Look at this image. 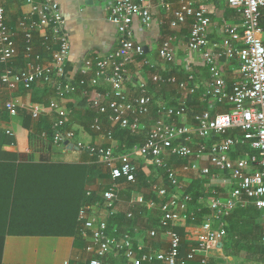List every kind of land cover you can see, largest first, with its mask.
<instances>
[{
    "label": "built area",
    "instance_id": "2783aa9c",
    "mask_svg": "<svg viewBox=\"0 0 264 264\" xmlns=\"http://www.w3.org/2000/svg\"><path fill=\"white\" fill-rule=\"evenodd\" d=\"M24 1L30 10L20 20L18 33L22 35L25 44V67L18 71L7 67L0 77V91H31L38 82L56 85L57 81L59 96L74 92V87L63 86L60 82L66 75L71 46L65 32V21L59 14V3L55 0ZM112 1L109 21L121 35L118 47L108 56L86 60L80 70V85L85 86L82 95L89 99L99 115L91 130L110 142L115 140V127L135 134L145 132L147 135L141 146H135L130 153L120 155L115 153L114 147L77 143L79 149L97 157L98 163L110 171L112 181L110 187L102 193L100 203L81 210L83 237L89 244L86 250L89 264H105L109 261L111 264H217L215 254L219 253L227 237L225 218L236 208L253 205L262 213L264 222V0H182L177 8L169 0ZM154 3L165 9L171 17L168 22L171 32L161 40L159 60L167 65L175 64V41L178 40L175 33L187 27V52L189 55H201L209 79L204 84L200 78L196 81L192 75L188 82L180 81L176 76L165 79L164 74L153 75L155 84L175 87L183 97L176 106L161 105L157 110V119L148 128L145 118L151 115L153 107V97L148 86L143 83L140 95L130 98L125 85L130 78V67L138 59H142L141 68H155L144 60L146 48L135 39L134 28L138 22L141 32L152 30ZM216 3L227 4L236 12L240 23L233 24L222 19ZM213 17L222 21L221 41L210 38L214 26ZM36 33L40 34L45 49L51 54L50 58L36 51ZM52 46L58 47L57 50L52 49ZM20 52L19 41L6 23V11L0 0V64L8 66L15 62ZM226 64L236 68V77L230 86L227 82L229 77L223 68ZM101 86L107 87L105 93H91L90 90ZM200 93L201 101L210 105L209 110L188 107V100H193ZM225 106H230L229 110L219 112V108ZM4 110L11 118L16 117L19 103L14 99L9 100ZM28 111L34 120L51 112L57 113L54 142L58 145L68 143L67 147H70V143L75 141L76 135L67 130L66 113L59 104L53 102L48 108L32 104L28 106ZM191 113L194 114L190 119ZM100 116L107 119L112 130L104 129ZM6 133L14 135L11 130ZM194 140L197 143L193 146ZM238 146H248L258 156L245 152L238 158ZM204 157L210 162L208 168L200 167L198 162H187L176 171L167 162L169 158L199 161ZM135 158L150 161L155 168L164 171L169 185L165 188L155 185L152 191L158 200L139 197L131 201L132 210L121 215L117 208L119 182L137 183L138 165ZM213 171L230 176L233 183L230 196L210 201L212 215L201 223L193 247L183 253L182 238L175 227L186 224L190 219L194 221L195 213L189 211L192 197L180 192V174L196 173L206 177ZM88 196L92 194L88 193ZM138 207L160 211L159 230L150 231L147 239L159 240L155 242L163 245L162 250L151 251L130 229L121 233L118 230L109 232L110 219L122 216L126 221H133V211ZM93 208L95 211L105 210L108 214L98 220L91 215Z\"/></svg>",
    "mask_w": 264,
    "mask_h": 264
},
{
    "label": "crops",
    "instance_id": "0c3cea01",
    "mask_svg": "<svg viewBox=\"0 0 264 264\" xmlns=\"http://www.w3.org/2000/svg\"><path fill=\"white\" fill-rule=\"evenodd\" d=\"M55 1L60 5L59 14L65 21V32L69 37L71 51L67 68L69 77L73 78L80 74V70L86 60L94 57H105L112 53L118 47L121 35L117 31V27L109 21L110 9L113 5L112 0ZM169 1L173 7L177 8L182 0ZM153 7L154 25L152 30L141 32L138 22L135 23L134 28L136 30L135 39L147 49L144 60L150 62V65L155 68L149 66L144 67L146 70H143L144 68L140 67L142 59H138L137 63L130 67V78L125 85L130 98H137L140 95V86L143 83L148 86L153 97L151 115L145 118V124L148 128L157 119V110L161 105L176 106L183 97L180 96L181 93L175 87L155 84L152 80L153 75L168 73L172 70V65H174L173 68L178 67V69L193 72L204 84L209 79V73L203 65L201 55H189L187 52V58L185 57L184 62L179 60V57L177 58L180 53L181 42H185L186 48L188 45L189 34L185 33V29H188L187 27L181 29L182 32L175 33L178 39L175 41V64L167 65L165 63L161 64L162 62H152L151 55L154 54L159 59L158 49L161 40L166 36L168 37L171 32L168 27L170 15L157 3H154ZM29 10L24 0L12 1L8 6V17L12 20L14 27L17 24L16 28H18L20 20L28 14ZM218 11L223 19L224 7L218 9ZM230 21L234 23L239 21V19L234 16ZM210 32V35H214L213 38L215 37L213 40L221 41L223 32L217 23H214ZM184 34L186 36L182 39L180 36ZM15 35L19 41L21 36H19V33H15ZM223 68L231 80L236 77V68L234 66L226 64ZM55 84L57 85L58 82L55 81ZM38 85H42V87H47L48 85L49 87L47 88L50 89V92L46 96L47 100L43 98L47 103L36 105L48 108L53 102L59 104L66 113L67 130L73 131L76 139L73 143H70V147H67L68 143L58 145L54 141L45 139L34 131L25 128L24 118L21 113L29 112L28 106L35 104L33 99H41V92L35 89L31 91L18 90L16 92L0 91V128L3 133L8 130L14 133L13 136H9L6 133L9 138L0 147V215L3 216L1 220L2 228L7 229L3 261L4 264H89V255L86 251L89 244L83 237L84 224L80 219L81 210L88 206L92 208L100 203L83 206L86 197H89L88 193H91L92 196L90 197L93 198V192H98L101 198L102 193L109 188L112 181L106 180V186H104L105 181L103 180H97L92 184L90 183L91 181L88 182L87 170L82 171L81 168H88L96 161L87 151L79 149L77 143L94 147H114L117 154L118 147L123 141L120 138H116L113 142H110L102 135L87 129L91 125L87 110L91 107H88L89 109L84 108L81 103V95L76 93V89L72 93H65L62 97L57 92L58 86L43 82H38ZM54 87L56 88L54 89L55 91L52 90ZM96 90L92 89L91 93L99 92ZM201 94L193 100L200 98L201 101ZM12 99L19 103L18 116L13 118L4 110L6 102ZM194 108L203 110L204 106ZM1 114H7L8 117L3 116L5 118L3 119ZM45 116L54 122L58 119V114L55 112L48 113ZM141 134L144 133L142 132ZM196 143L197 140H194L193 146ZM245 152V150H242L237 157H242ZM117 155H120V153ZM237 157L235 156V158ZM135 162L138 165V169L142 167L141 170L147 179L148 185L146 187L141 186L138 179L136 184L127 183L129 184L127 188L124 185L126 183L120 184L117 208L121 215L132 210L131 201L139 197H145L146 200L157 199L152 191L155 185L162 188L169 185L166 173L162 170L157 173L153 172L150 168L154 166L150 161L135 158ZM167 162L169 167L176 171H179L182 165L187 162L194 164L198 162L200 167L203 168L210 167V162L206 157L199 161L194 159L182 161L176 158H169ZM98 165H101L99 167L104 166L100 163ZM104 168L106 167L104 166ZM82 172H85L84 177H82ZM17 178L20 184L17 183ZM8 180L12 182L10 183ZM179 183L180 192L190 195L192 200V195L198 194L200 197L199 202L207 210L212 199H227L233 187L232 180L227 173L216 171L206 177L196 173H181ZM235 210L229 217L225 218L227 231L228 229L230 232L233 228H239L241 233H246L248 230L257 229V232L261 233V241L258 243L262 244L264 234L262 213L252 205L246 211L238 212L237 216L231 218ZM133 212L135 215L134 220L127 222H132L130 227L134 228V234H137L152 249L151 251L162 250L163 245L155 242L159 240L150 241L147 239L150 231L159 230L160 211L158 209L138 207ZM107 214L108 212L105 210L95 211L93 208L91 211V215L93 217L96 216L98 220H102ZM210 215H212L211 210L208 217ZM140 224L151 229L145 232L143 229H139ZM179 226H186L187 243H196L197 233L201 230V224L192 223L188 225L186 223ZM79 237L86 242L85 250L77 247V239ZM152 244L159 245V249H153ZM247 257L248 255L244 251L238 252L236 256H227L224 244H222L219 253L215 254L214 259L217 264H264L250 261Z\"/></svg>",
    "mask_w": 264,
    "mask_h": 264
},
{
    "label": "trees",
    "instance_id": "16d2710c",
    "mask_svg": "<svg viewBox=\"0 0 264 264\" xmlns=\"http://www.w3.org/2000/svg\"><path fill=\"white\" fill-rule=\"evenodd\" d=\"M13 0H2L3 6L5 8L6 11V23L10 29V31L15 34L18 33V28H16L17 24L13 25L12 20L8 17V6L12 3ZM216 7L217 9H221L222 7H224V19H226L227 21L231 22L230 20H232V17L236 16V12L234 10H232L227 4L225 3H216ZM9 18V19H8ZM213 22L216 24H218L219 27H221V19L217 18V17H213ZM235 23H240L239 21H236ZM262 26L264 28V12H263V19H262ZM166 32V31H165ZM187 33L189 34V31H187ZM19 38V45H20V55L18 57V59L9 64L8 66L2 65L0 64V77L3 74V72L5 71V69L8 67L13 71H18L20 69H22L23 67H25V58H24V54H23V50L25 49V44L22 38V35ZM214 35H210L211 39L213 38ZM217 37V36H216ZM22 40V41H21ZM220 40V39H219ZM34 47L36 49V51H40L42 50L41 54H43V56L45 58H50L51 54H48V51L45 49L44 45H43V40L40 36V34L36 33L35 34V38H34ZM58 47L56 46H52V49L57 50ZM45 51V52H44ZM174 65H172V70H170L168 73L164 74V78H168L170 76H176L180 81H185L188 82L189 77L192 75L195 77L196 81H198V77L196 76V74H194L193 72H188L185 69H178L177 68H173ZM71 76V75H70ZM82 80V76L80 74H77L76 76L69 77L68 75V68L66 67V75L65 78L62 79L60 82L62 83L63 86L66 85H70L71 87H74L78 94L81 95L82 98V104L84 105V108H92V104L89 102V99L86 97H83L82 95V91L85 89V86L82 87L80 85V81ZM228 85H232L233 81L228 78ZM47 87H49L47 85ZM47 87H42V85H38V83H36V85L33 86L32 89L37 90L38 92H41V99H33V102L35 104H40V103H47V94L50 92L49 88ZM54 89H56L55 87L52 88L53 91H55ZM107 89L106 86H101L100 88H98L97 90L100 93H105V90ZM91 91V90H90ZM68 97V96H67ZM43 98H46L43 99ZM195 99V98H194ZM204 106V109L209 110L210 109V105L208 103H204L202 101H200L199 99L196 100H192L189 99L188 100V107L190 109H192L193 107H197V106ZM88 108V109H89ZM89 109L87 110L88 116H89V120L91 121V125H89V127L87 129L91 130V126L95 120L96 117H98L99 115H97V112L95 109ZM230 106H225V107H220L219 108V112L224 113L227 112L229 110ZM213 113H216V111H213ZM23 118H24V125L25 128L34 131L36 134H39L40 136L44 137L45 139H48L50 141H54V136L56 134V128H55V122L52 121L51 119L47 118L46 116H42L40 119L38 120H34L32 118V115L30 112H23L21 113ZM2 118L5 119L3 116H5L6 118L8 117L7 114H1ZM192 116V113H191ZM102 118L103 121V126L104 129L106 131L112 130L110 123L107 122V119L104 118V116H100ZM92 131V130H91ZM113 133H114V138H120V140L123 141L122 144H120V146L118 147L117 150V154H128L132 151V149L135 146H141L145 139H146V135L147 133L143 132L144 134L138 133L135 134L130 130H125V129H121L120 127H115L113 129ZM9 138V136L6 135V133H3V131L0 128V141L2 140V142H0V147L2 145V143L4 141H6ZM124 144V145H123ZM242 150H245L246 152H250L251 154H256L258 156V154L252 150H250V148L248 146H238L237 148V153L236 155H238L240 152H242ZM85 151V150H84ZM89 153V152H88ZM94 158V157H93ZM96 163L91 164L90 166H88V168H81L82 171H86L87 174V179L88 182L91 181L90 183H94L97 180H103L105 181L104 186H106V180H111V175H110V171L106 168H104V166L99 167L101 165H98V159L97 157L94 158ZM142 167H140L137 170V179L138 182H140L141 186H147V179L145 178L143 172H142ZM84 173L82 172V177H84ZM11 176V174H9ZM7 179V176H6ZM9 181V180H8ZM10 183L12 182L11 180L9 181ZM5 183V182H3ZM17 183L20 184V182L18 181L17 178ZM121 185L126 183L124 181L119 182ZM126 185L125 187L127 188L129 186V184H124ZM110 187V186H109ZM103 190V189H102ZM101 190V192H102ZM104 191V190H103ZM98 192H93V198L92 197H86V201L85 203H83L84 205H90V204H95L98 202H101V198L100 195H98ZM193 196V202L190 204L189 206V211L191 213H195V220L192 221L191 219L187 222V224H201L208 216H209V211L210 209H206L203 208V205L199 202V195L195 194L192 195ZM252 205L246 206L244 208L242 207H238L235 212L232 214L231 218L233 216H237L238 212L241 211H246L249 207H251ZM3 216L0 215V264H4L3 261V257H4V251H5V238L7 235V229H5L4 227L2 228L1 226V220H2ZM132 222H127L126 220H124V218H122V216H118L114 219H110L108 221V225H109V232H113L114 230H118L119 233L126 231V229H130L131 231H134V228H129L131 226ZM185 228L186 226H177L175 227V231L178 232V234L181 236L182 238V242H183V249L182 252H186L188 249L193 247V244H188L186 241V233H185ZM241 235H243V237H241ZM261 233H259V231L257 232V229H252V230H248V232L246 233H241L239 228H233L231 229V231L229 232V229L227 231V237L224 241V248L226 251L227 256H236L238 252L240 251H244L248 257L247 259L250 261H254V262H261L264 263V245L261 243H258L261 241V237H260ZM78 243H77V247L85 250L86 248V242L79 237L78 239ZM153 245V249H159V245ZM89 258V257H88ZM109 262L105 263V264H109ZM82 264H87V263H82ZM111 264V263H110Z\"/></svg>",
    "mask_w": 264,
    "mask_h": 264
},
{
    "label": "rangeland",
    "instance_id": "374dc122",
    "mask_svg": "<svg viewBox=\"0 0 264 264\" xmlns=\"http://www.w3.org/2000/svg\"><path fill=\"white\" fill-rule=\"evenodd\" d=\"M235 23V22H234ZM233 23V24H234ZM235 24H238V23H235ZM187 31H189L188 29H185V33L186 34H188L187 33ZM180 32H182V31H180ZM170 34V33H169ZM180 36V35H179ZM185 34L184 35H182V36H180L182 39H184L185 38ZM178 45V44H177ZM180 47L181 48H179V50H180V53L177 55V58L179 59V60H183V62L185 61V57H186V55H187V48L185 47V42L184 41H182L181 42V45H180ZM157 57V56H156ZM155 57V55L154 54H152L151 55V60H152V62H154V63H161V61L158 59V57L156 58ZM187 58V57H186ZM161 64H164V63H161ZM191 65H193V64H191ZM143 70H146V68H144ZM129 72H130V70H129ZM204 76H205V74H204ZM204 78V77H203ZM202 79V78H201ZM174 89V88H173ZM170 90H172L171 88H170ZM175 90V92H177L176 91V89H174ZM180 96H182V93L180 94ZM194 108V107H193ZM153 172H155V173H157V172H161L160 170H158V169H156L155 167H153V168H150ZM139 229H143L145 232L146 231H148V230H150L151 228L150 227H144V226H142L141 224H140V228Z\"/></svg>",
    "mask_w": 264,
    "mask_h": 264
},
{
    "label": "water",
    "instance_id": "95a60500",
    "mask_svg": "<svg viewBox=\"0 0 264 264\" xmlns=\"http://www.w3.org/2000/svg\"><path fill=\"white\" fill-rule=\"evenodd\" d=\"M145 51L147 52V49H145Z\"/></svg>",
    "mask_w": 264,
    "mask_h": 264
}]
</instances>
